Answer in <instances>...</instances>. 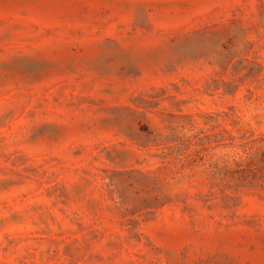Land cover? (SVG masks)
Masks as SVG:
<instances>
[{
	"label": "rangeland",
	"instance_id": "obj_1",
	"mask_svg": "<svg viewBox=\"0 0 264 264\" xmlns=\"http://www.w3.org/2000/svg\"><path fill=\"white\" fill-rule=\"evenodd\" d=\"M0 264H264V0H0Z\"/></svg>",
	"mask_w": 264,
	"mask_h": 264
}]
</instances>
